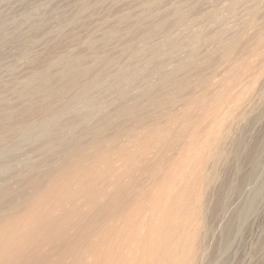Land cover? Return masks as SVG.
<instances>
[{"label":"rangeland","instance_id":"1","mask_svg":"<svg viewBox=\"0 0 264 264\" xmlns=\"http://www.w3.org/2000/svg\"><path fill=\"white\" fill-rule=\"evenodd\" d=\"M0 264H264V0H0Z\"/></svg>","mask_w":264,"mask_h":264},{"label":"bare ground","instance_id":"2","mask_svg":"<svg viewBox=\"0 0 264 264\" xmlns=\"http://www.w3.org/2000/svg\"><path fill=\"white\" fill-rule=\"evenodd\" d=\"M115 177V176H114ZM45 215V218H44V223H46L48 226H50L51 224H52V222L54 221V220H51V219H49L48 218V215H50V214H44ZM47 228V227H46ZM29 231H30V229H29ZM29 231H28V233H29ZM30 236V237H33L34 236V231H31L29 234H27L26 236ZM24 242V241H23ZM23 244V243H22Z\"/></svg>","mask_w":264,"mask_h":264}]
</instances>
